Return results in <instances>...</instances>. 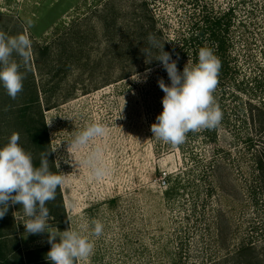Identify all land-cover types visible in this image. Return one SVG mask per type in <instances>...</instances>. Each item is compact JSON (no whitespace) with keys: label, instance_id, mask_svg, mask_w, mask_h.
Instances as JSON below:
<instances>
[{"label":"rangeland","instance_id":"obj_1","mask_svg":"<svg viewBox=\"0 0 264 264\" xmlns=\"http://www.w3.org/2000/svg\"><path fill=\"white\" fill-rule=\"evenodd\" d=\"M218 18L227 23L230 89L264 107V0H0V31L15 36L23 30L34 47L28 77L43 90L49 168L64 176L55 199L46 203L57 215L47 223L51 231L70 227L94 242V254L78 264H246L264 254V204L248 192L254 165L242 132L234 137L220 131L226 160L213 172L208 193L209 183L200 180L190 154L151 132L163 111L158 80L169 86L171 81L162 65L146 70L142 26L153 21L155 33L172 40L198 38L203 23ZM182 53L177 64H193ZM25 97L0 92V121H9L4 113ZM93 122L104 124L108 134L89 148L73 146L75 135ZM2 125L0 144L17 132L33 157L23 131ZM97 145L109 169L100 180L82 162ZM190 149L211 154L208 146ZM171 187L176 193L167 195ZM4 219L23 251L51 246L47 232H26L21 205L9 203ZM93 221L104 225L99 238L92 235Z\"/></svg>","mask_w":264,"mask_h":264},{"label":"clouds","instance_id":"obj_2","mask_svg":"<svg viewBox=\"0 0 264 264\" xmlns=\"http://www.w3.org/2000/svg\"><path fill=\"white\" fill-rule=\"evenodd\" d=\"M148 41L155 46V37L151 34ZM31 46L27 34L9 36L0 31V84L12 99H16L23 90L25 76L20 68L30 63ZM147 51L144 50L145 53ZM13 54L20 58V62L13 59ZM156 59L167 71L171 84L167 85L163 78L158 80L165 95L162 99L163 111L151 125L153 137L176 147L186 141L190 132L217 127L223 113L213 93L218 85L221 64L213 50L200 48L198 62L193 65L188 61L183 72L178 71L177 62L163 49ZM107 134L104 124L93 122L75 135L72 145L89 148L91 141ZM19 140V133L13 132L8 143L0 147V218L6 215L9 203L19 204L27 217L24 223L26 232L49 234L51 247L46 259L51 264H78L88 260L95 247L88 236L70 227L63 232H54L47 223L49 213L46 203L55 199L58 187L64 183V176L50 170L47 154L41 156L39 166L34 165L32 155L23 149ZM82 162L89 167L91 176L96 180L103 179L109 172L99 145L91 147ZM92 224V235L99 238L104 225L100 221H93Z\"/></svg>","mask_w":264,"mask_h":264},{"label":"trees","instance_id":"obj_3","mask_svg":"<svg viewBox=\"0 0 264 264\" xmlns=\"http://www.w3.org/2000/svg\"><path fill=\"white\" fill-rule=\"evenodd\" d=\"M145 26L146 28L142 26L144 32L139 42L141 43L146 70L162 65L156 59L162 49L168 52L172 60L175 61L180 59L181 55L184 56L182 51L188 53V55L192 56L191 62L193 65L198 62V52L202 47L211 48L219 58L221 67L218 75V85L213 95L223 113L222 120L214 129L188 133L186 141L177 147L183 154H190V159L198 164L200 167V180L209 183V187L206 190L208 193L213 188L211 185L213 172L220 161L226 160L225 156H223L225 153L224 150L218 146L220 131H230L234 137H237L242 132L241 138H243L242 143L245 145L244 150L249 152L250 160L254 165V186L248 192H250L254 200H260L264 204V107L254 104L252 101L241 100L230 89L232 72L227 55L226 29H224L227 28V23L224 24L221 18H218L216 22L213 20L206 21L203 23L201 35L198 38L189 36L175 40L164 37L161 31L155 33L153 21L148 22ZM208 28L211 29L208 32L209 38H205V31ZM215 29L218 30L217 34L214 32ZM219 31H222L224 35H220ZM21 34H24L23 30ZM150 34L155 37V46L148 41ZM205 42L207 45L204 46ZM48 49L49 47L47 45L45 50ZM145 49L148 50L147 53L144 52ZM31 52L34 54L33 45L31 46ZM19 60L20 58L18 57V62ZM32 63L31 59L27 66L22 65L20 68V71L25 76L23 80V89L25 91H21V93L26 94V97L20 103L10 106L8 112L4 113V115L8 116L9 121L5 122L1 120L0 129L3 128L2 123H7L6 128H11V126L13 128H20L34 149V156L32 157L34 165L39 166L43 154H47V159L51 165L52 158L50 154L49 136L41 114V102L39 100V92L43 90L36 87L35 82L31 83L30 77H28L32 73L30 68ZM177 69L179 72H183L184 68H181L179 63V65L177 64ZM128 74L130 75V73ZM0 92H6L3 86ZM229 100L234 102V104L228 103ZM34 109L36 113L33 112ZM232 117L235 119H232ZM7 143L8 140L4 144H0V147H3ZM260 144L263 146L260 147ZM192 145H194V148L196 145L208 146L211 149V154L207 158L202 157L196 150L191 151L190 147ZM178 175L176 177H179ZM175 191L176 187H171L166 194L173 195L176 193ZM48 213V217L56 220L57 215L55 213L51 211ZM50 247L47 246L23 251L19 244L17 233L15 231H7L5 229L4 217L0 218V264H51L46 259V254L50 250ZM248 249L251 250L252 248L248 247ZM253 259L254 262L249 261L246 264H264V254L256 255Z\"/></svg>","mask_w":264,"mask_h":264}]
</instances>
